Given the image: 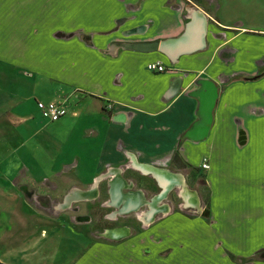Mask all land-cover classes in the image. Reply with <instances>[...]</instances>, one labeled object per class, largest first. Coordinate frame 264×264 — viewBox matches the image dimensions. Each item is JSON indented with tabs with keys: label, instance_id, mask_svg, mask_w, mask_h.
<instances>
[{
	"label": "crops",
	"instance_id": "1",
	"mask_svg": "<svg viewBox=\"0 0 264 264\" xmlns=\"http://www.w3.org/2000/svg\"><path fill=\"white\" fill-rule=\"evenodd\" d=\"M201 1L0 0L2 262L264 264L250 258L264 255V25L221 20ZM196 12L202 46L175 58L133 47L180 36ZM156 61L165 70L147 68ZM200 79L218 94L207 135L192 139ZM37 100L68 112L51 121ZM138 163L189 175L205 192L200 214L134 212L112 227L127 234L105 236L99 210L122 206L113 181L153 188Z\"/></svg>",
	"mask_w": 264,
	"mask_h": 264
},
{
	"label": "water",
	"instance_id": "2",
	"mask_svg": "<svg viewBox=\"0 0 264 264\" xmlns=\"http://www.w3.org/2000/svg\"><path fill=\"white\" fill-rule=\"evenodd\" d=\"M204 32H205V17L204 15L196 12L193 15L192 19L188 21L184 32L180 36L173 39H167L161 42L155 41L150 43L134 44L133 47L141 48V49H150V50L158 49L167 53L169 57L175 58L180 53L194 50L202 46ZM197 83L199 86L197 89L193 91V95L196 96L198 99L197 119L194 121V123H192L191 127L186 131V136L192 139H200L207 135L212 121L213 107L215 105V101L218 94L217 85L212 80L200 79ZM136 165L143 171H146L153 175V177L156 179V181L159 183L161 187L160 191H165V190L167 191L165 195H167L168 191L176 184H179L182 187V192L185 191L186 193L188 191V189L184 186L182 182H177L176 180L174 181V177H175L174 174L170 173L167 169L152 164L138 163ZM163 177H165V179L166 177H168V179L163 180ZM115 179L118 180L117 177H115ZM137 192L138 191L136 192L128 191L127 193H123L122 196L123 200L120 201V204H122L120 212L123 213L137 212L138 215L141 216V218H144V215L141 212H138V209L140 207L138 206L139 202H138ZM117 193H118V188H117ZM134 197H136V200H132V198ZM124 200L125 201L132 200V202H129V204H131L130 209L128 210L122 209L126 205ZM196 200L198 199L196 198ZM149 201L150 200L145 202V203L148 202V206H150ZM191 204H193L198 209L200 207L198 201L196 203H191ZM165 209L166 207L164 206L163 208H160L156 212L164 211ZM145 218L146 220H151L153 218V216L151 215V211L146 212ZM116 228H127V227L121 226ZM112 229L114 228L106 229L104 232L105 236L117 238L112 234L111 232ZM127 232L125 234H127Z\"/></svg>",
	"mask_w": 264,
	"mask_h": 264
},
{
	"label": "rangeland",
	"instance_id": "3",
	"mask_svg": "<svg viewBox=\"0 0 264 264\" xmlns=\"http://www.w3.org/2000/svg\"><path fill=\"white\" fill-rule=\"evenodd\" d=\"M201 2L206 8L213 10V12H215L218 18H220L221 20H224V21L242 20L244 24H252L255 26L264 25V0H206V1L202 0ZM42 148L44 149L45 147L42 146ZM185 178L186 179L183 180L182 182L184 186L191 192H195L193 190L194 185L192 184V180L189 178V175L186 174ZM160 189L161 187L159 183L156 181V179H154L152 190H149L146 192L147 201L148 200L152 201L153 199H156L157 197L162 196L160 200L158 201V204L157 205L155 204V206L161 207L164 205L166 207L164 211H158L153 215V218L151 219L152 223H155L156 221H159L161 218L163 219L165 217H178L177 215L179 213L180 214L183 213V215H185L186 217H189V216L193 217V216L200 214L201 212L200 209L196 208L193 204H191L188 201L186 197L187 195H185V193L182 192V187L179 184H176L174 187H172L168 191L167 195L163 194V192L160 191ZM199 193H200L201 201L198 198V203L202 205L204 204L206 200L205 198L206 196H205V192H203L202 190H200ZM184 198L186 201H184ZM192 201L196 203L195 199H193ZM149 205L152 206V204H149ZM150 206H148V202H147L138 209V212H141V213L145 211L149 212ZM92 211L93 209L90 208L89 212L93 213ZM111 211H115V214L118 213L116 212V209L111 208V207H106L103 211L99 210V215L102 216L104 214V218L106 220L107 217H109V214L111 213ZM132 213L135 215L134 212ZM134 215H131L130 218H134ZM134 219L136 220V218ZM185 225L186 226L181 227L179 230L184 231L187 228V226L191 224L185 223ZM117 229H120V228H115V230L112 231L113 235L116 237H121L116 234ZM254 256L255 257H250V258L252 259L253 258L255 259L256 257L264 258V255L255 254ZM236 260L241 261L242 259L236 258Z\"/></svg>",
	"mask_w": 264,
	"mask_h": 264
},
{
	"label": "built area",
	"instance_id": "4",
	"mask_svg": "<svg viewBox=\"0 0 264 264\" xmlns=\"http://www.w3.org/2000/svg\"><path fill=\"white\" fill-rule=\"evenodd\" d=\"M147 68L151 70L156 71H162L165 70L166 66L163 64H160L159 62H149L147 63ZM36 106L39 109L40 113L43 117L54 121L60 118L61 116L65 115L68 112V108L63 100H49V101H42L37 100ZM107 108H110L109 104H106ZM205 160V159H204ZM202 167L207 168L208 163L205 160L201 164Z\"/></svg>",
	"mask_w": 264,
	"mask_h": 264
},
{
	"label": "bare ground",
	"instance_id": "5",
	"mask_svg": "<svg viewBox=\"0 0 264 264\" xmlns=\"http://www.w3.org/2000/svg\"><path fill=\"white\" fill-rule=\"evenodd\" d=\"M164 175V174H163ZM162 175V176H163ZM181 178V177H180ZM166 179H168V177H166ZM165 179V177H163V180H166ZM176 179H177V182H178V177H176ZM113 183H114V185L112 186V192H111V197H112V200H113V202L115 201V195H116V197H120V201H122L123 200V198H122V196H123V188H121V186L119 187V191H118V193H117V188H118V186L116 185L115 186V182L113 181ZM115 187H116V189H115ZM163 192V194H166V190L165 191H162ZM138 193V206L139 207H141V204H142V206H143V204L147 201V199H146V196H145V194L144 193H141V192H137ZM162 194V195H163ZM194 195V194H193ZM193 195H191V196H186L187 197V199H188V201L190 202V203H194L192 200L193 199H195V196H196V198L198 199V197H197V194L195 193V196H193ZM162 196H159V197H157L156 199H153L152 201H149V204H152V206L154 207V205L156 204H158V201L160 200V198H161ZM120 201H117V203H120ZM125 201V200H124ZM195 201H196V199H195ZM129 202H132V200H127V201H125V206H124V208H122L123 210H128V209H130L131 208V204H129ZM152 206H150L151 207V209H150V211H151V213H152ZM156 207V206H155ZM156 209V208H155ZM155 213H153V214H151L152 216L154 215ZM115 229H113V230H111V232L112 231H114ZM128 230H127V228H120V229H117L116 230V234L117 235H119V236H123V234H125L126 232H127ZM112 234H113V232H112Z\"/></svg>",
	"mask_w": 264,
	"mask_h": 264
},
{
	"label": "flooded vegetation",
	"instance_id": "6",
	"mask_svg": "<svg viewBox=\"0 0 264 264\" xmlns=\"http://www.w3.org/2000/svg\"><path fill=\"white\" fill-rule=\"evenodd\" d=\"M116 186V185H115ZM117 201H120V197L118 196V197H115V203H117ZM153 207V206H152ZM164 207V206H163ZM163 207H155V205H154V207H153V213H155L157 210H159L160 208H163ZM156 208V209H155ZM89 210V209H88ZM117 210H118V208H117ZM93 213H91V212H89L88 211V213H89V222L90 223H93L94 222V225H95V218H94V210L92 211ZM130 213H132V212H126V213H123V212H120V210H118V213H116L115 214V211H111V213L109 214V217H107V219L105 220L106 221V223L107 222H110L112 225L115 223V221L117 222L118 221V219H121V218H123V217H131V215H134L133 213L132 214H130ZM129 214V215H128ZM102 217L104 218V214L102 215ZM134 217H135V215H134ZM105 219V218H104ZM108 226V227H106V228H112V227H115L116 225H113V226ZM115 229V228H114ZM113 230V229H112Z\"/></svg>",
	"mask_w": 264,
	"mask_h": 264
},
{
	"label": "trees",
	"instance_id": "7",
	"mask_svg": "<svg viewBox=\"0 0 264 264\" xmlns=\"http://www.w3.org/2000/svg\"><path fill=\"white\" fill-rule=\"evenodd\" d=\"M0 264H5V263L0 260Z\"/></svg>",
	"mask_w": 264,
	"mask_h": 264
}]
</instances>
